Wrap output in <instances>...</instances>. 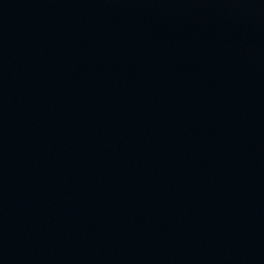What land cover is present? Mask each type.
Here are the masks:
<instances>
[{
    "label": "water",
    "instance_id": "1",
    "mask_svg": "<svg viewBox=\"0 0 264 264\" xmlns=\"http://www.w3.org/2000/svg\"><path fill=\"white\" fill-rule=\"evenodd\" d=\"M0 264H264V0H0Z\"/></svg>",
    "mask_w": 264,
    "mask_h": 264
}]
</instances>
